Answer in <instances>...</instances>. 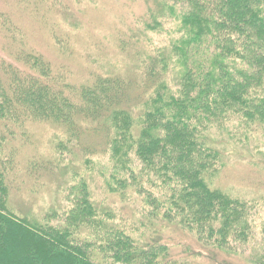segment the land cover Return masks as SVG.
<instances>
[{"label":"trees","instance_id":"16d2710c","mask_svg":"<svg viewBox=\"0 0 264 264\" xmlns=\"http://www.w3.org/2000/svg\"><path fill=\"white\" fill-rule=\"evenodd\" d=\"M46 1L34 17L52 11ZM151 1L145 27L118 39L122 54L145 45L127 74L100 71L82 83L0 12V264H234L220 257L240 256L237 246L256 234L258 202L236 197L223 179L230 149L249 152L253 137L264 144V0ZM172 17L176 40L142 38ZM46 28L57 54L70 57L67 33ZM32 124L53 126L54 137L41 159L22 164ZM85 135L101 142L86 148ZM90 153L107 168L83 175ZM258 153L250 162H263ZM69 164L62 210L22 214L12 205L27 182L30 202L50 190L43 177ZM57 178L50 200L61 192ZM250 259L264 264V226Z\"/></svg>","mask_w":264,"mask_h":264},{"label":"rangeland","instance_id":"374dc122","mask_svg":"<svg viewBox=\"0 0 264 264\" xmlns=\"http://www.w3.org/2000/svg\"><path fill=\"white\" fill-rule=\"evenodd\" d=\"M41 1L43 0H0V12L8 13L14 23L17 22L23 27L26 39L31 42V45L42 51L51 64L56 65L57 62H62L72 66V71L75 73L73 80L76 83L85 82L90 74L100 71L126 75L127 69L130 68L127 65H132L138 51H143L145 47L143 44L137 45V48L136 46L130 48L128 54H122L118 50V39L131 27H145L146 24L143 22L151 18L148 10L149 7H153L151 0H47L45 3L40 4L44 5L45 8H48V6L53 7V12L61 11L64 17L61 19L60 15L52 14V11L45 13L44 9H40L41 13L46 16L38 19L37 16L34 17L32 12L36 8V4ZM65 8L67 10L62 11ZM167 16L170 15L167 14ZM176 21L174 17L165 19L156 32L149 34L143 29L140 31L141 36L155 43L164 42L169 44L171 40L177 39L180 32V22ZM46 26L60 27L67 33L63 36L69 39L68 42L71 46H75L74 53L70 57L63 58L57 54L56 49L51 44L53 43V34L47 30ZM1 54L0 52V56ZM106 55H110V57ZM29 129L33 134L31 136L34 137H31L28 142L30 146L23 147L18 156V160L22 164L26 162L27 158L33 159L36 157L41 159L40 154L42 152L40 151H47L44 145L54 137V128L49 124H32ZM255 139L257 138H252L249 152H243L242 148L239 147L234 151L230 149L228 156H226L230 167L227 168V173L224 174L223 183L225 187L236 197L247 200L254 199L258 202L256 215L253 212L252 217L256 227V234L253 233L251 237L253 239L248 244L237 246L240 256L222 255L220 257L234 264H251L250 253L258 246L262 226H264V160L261 163L257 159H255L256 163L250 162L254 154L260 157L261 153L258 152L262 151L264 153V144L255 142ZM259 139L262 140L261 135ZM84 140L90 141L89 144L84 145L86 148L90 144L95 145L93 142H101L95 139L94 136L88 138L87 135H85ZM89 157L92 158L93 163L84 168L80 166L79 170H83V175L89 173L95 175L100 169L107 168V159L101 158L100 154L90 153ZM13 164L16 168H20L16 161ZM9 166H7V169H10ZM60 167L49 172V177H43L44 183L47 182L45 189L48 187L51 189L34 194L31 198L33 204L30 202V194L27 192L31 183L27 182L28 186L24 192L15 193V196L11 198L12 205L14 207L21 206L20 213L22 214H27V212L38 214L45 206L48 209L50 206L57 205L62 210L64 204L62 200L63 189L70 182L69 172L73 165L69 164L65 168ZM25 171V168L22 167L20 180H26L24 178ZM58 175L59 182H61V192L59 191V194L54 195L50 200V191L59 190L55 181L58 179ZM196 264H205V261L197 259Z\"/></svg>","mask_w":264,"mask_h":264}]
</instances>
